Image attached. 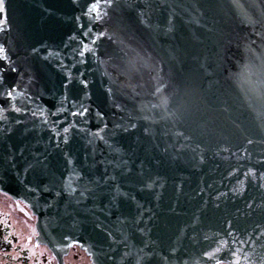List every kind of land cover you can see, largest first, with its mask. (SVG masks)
Returning a JSON list of instances; mask_svg holds the SVG:
<instances>
[{
    "label": "water",
    "instance_id": "water-1",
    "mask_svg": "<svg viewBox=\"0 0 264 264\" xmlns=\"http://www.w3.org/2000/svg\"><path fill=\"white\" fill-rule=\"evenodd\" d=\"M95 2L3 0L0 191L58 254L264 264V0Z\"/></svg>",
    "mask_w": 264,
    "mask_h": 264
},
{
    "label": "flooded vegetation",
    "instance_id": "flooded-vegetation-1",
    "mask_svg": "<svg viewBox=\"0 0 264 264\" xmlns=\"http://www.w3.org/2000/svg\"><path fill=\"white\" fill-rule=\"evenodd\" d=\"M0 264H95L81 247L57 254L38 239L29 207L0 192ZM226 264V263H219Z\"/></svg>",
    "mask_w": 264,
    "mask_h": 264
},
{
    "label": "snow or ice",
    "instance_id": "snow-or-ice-1",
    "mask_svg": "<svg viewBox=\"0 0 264 264\" xmlns=\"http://www.w3.org/2000/svg\"><path fill=\"white\" fill-rule=\"evenodd\" d=\"M103 2H104L105 4H107V6H109V7L111 6L110 0H103ZM100 8H101V0H96L95 3L91 4V5L88 7V11H89V12H92V11H97V12H99V11H100ZM4 10H5V8H4L3 0H0V13H3ZM105 14H106V13H105ZM2 30H3V29L0 28V31H2ZM72 39H74V37H73ZM74 51H75V50H74ZM85 51H91V50L88 49L86 45H82V50L79 51L78 54H79L80 56H84ZM50 55H52V53H50ZM56 55H59V53H56ZM0 59H3V60H5V61H8V60H9V57H8L7 54H6V49H5V47H4L2 44H0ZM80 62L83 63L84 61H80ZM74 66H75V65H73V67H74ZM62 67H63V65H62ZM11 70H12L13 72L17 71V69H16L15 67H12ZM67 76H68V81H69V83H71V81H72L71 73L69 72V73L67 74ZM3 79H4L3 72L0 71V85L3 84ZM82 83H84V87H87V83H86V82H82ZM14 91H15V86H9V87H7V88L5 89L4 97H3V98H4L5 100L10 101L11 99H13V93H14ZM22 95H23V94H22ZM0 110H2V108H0ZM14 111H16V112H21V109H19V108H15ZM87 112H88V109H87V108H83L82 111H80V112H73L72 115H74V116H84V115H86ZM32 114L35 116V115H36V112L33 111ZM45 122H46V121H45ZM64 131H65V132H68L69 129H68V128H65ZM94 135L99 136V133H95ZM99 138H100L101 140L104 139L103 136H100ZM67 142H68V141H67V138H65V139H64V143H67ZM68 162H69V164H71V163H72L71 159H69ZM82 179H84V177H82L81 174H80L76 169H73L72 173H70V175L67 177V179H66V181H65V184H64V190L67 192V194H68L70 197H71V196H74V195L77 193V191H80V195H81V196H83L84 193H85L86 191H90V189H88L87 186H85V188H84L83 190H80V189H78L77 187H74V186H73V183H74V182L81 181ZM69 246H71V244H69ZM217 264H219V261L217 262Z\"/></svg>",
    "mask_w": 264,
    "mask_h": 264
},
{
    "label": "bare ground",
    "instance_id": "bare-ground-1",
    "mask_svg": "<svg viewBox=\"0 0 264 264\" xmlns=\"http://www.w3.org/2000/svg\"><path fill=\"white\" fill-rule=\"evenodd\" d=\"M1 193H3V194H6V195H8L7 193H5V192H3V191H0ZM10 196V195H9ZM13 198V197H12ZM13 199H15V198H13ZM15 200H19V199H15ZM19 201H21V200H19ZM22 202V201H21ZM24 203V202H23ZM25 204V203H24ZM25 205H27V204H25ZM28 206V205H27ZM29 207V206H28ZM29 209H30V207H29ZM31 210V212L34 214V216H35V218H36V220H37V216L35 215V213H34V211L32 210V209H30ZM37 226V225H36ZM41 238V237H40ZM41 240V239H40ZM73 245H75V244H73ZM73 245H71V246H73ZM48 246V245H47ZM71 246H69V247H71ZM49 247V246H48ZM67 252V251H66ZM66 252H64V253H66ZM64 253H61V254H64ZM58 254V253H57Z\"/></svg>",
    "mask_w": 264,
    "mask_h": 264
}]
</instances>
